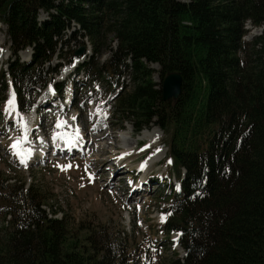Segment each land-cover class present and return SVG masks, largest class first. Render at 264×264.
<instances>
[{
    "label": "trees",
    "instance_id": "trees-1",
    "mask_svg": "<svg viewBox=\"0 0 264 264\" xmlns=\"http://www.w3.org/2000/svg\"><path fill=\"white\" fill-rule=\"evenodd\" d=\"M39 11L51 16L42 27ZM65 20L87 28L94 55L83 70L93 82L113 87L131 77L116 103L121 122L165 133L182 187L162 231L179 234L185 256L161 264H264V33L243 40L248 21L264 25V0H0L11 51H35L29 78L15 67L25 86L40 84L41 68L68 43ZM107 34L117 49L94 64ZM155 64L159 83L148 67ZM169 73L183 86L165 102ZM8 181L0 180V264H133L108 227H80L89 234L83 244L73 240L66 217L46 214L42 189Z\"/></svg>",
    "mask_w": 264,
    "mask_h": 264
},
{
    "label": "rangeland",
    "instance_id": "rangeland-1",
    "mask_svg": "<svg viewBox=\"0 0 264 264\" xmlns=\"http://www.w3.org/2000/svg\"><path fill=\"white\" fill-rule=\"evenodd\" d=\"M47 17V14L41 12L38 19L43 20ZM251 27L249 24L246 26L249 30L244 39L247 42H251L254 36L257 37L260 35L259 29H252ZM253 32H255V34ZM0 37H3L4 40L5 37L7 38V28L3 25H0ZM106 37L105 48L101 55L97 56L93 61L94 64H96L97 61L105 63L109 60L110 50H116L117 42L114 38V34H107ZM1 44L3 51H0V60L3 61V64L0 63V69L3 71L9 58V50L7 48L6 40ZM5 47L7 48L6 50ZM30 56L31 53L29 50L21 51L19 53L20 60L23 62H27L30 59ZM59 59L60 58L58 57L55 60L53 59L49 65L51 71L54 68L60 72L56 78L57 81L61 76L62 71L69 69H62L59 65L63 64L64 67L68 66L70 63L60 61L61 59ZM148 67L150 68V72L153 73L152 81L159 82V68L153 65ZM2 71H0V73ZM79 77H81V79H79ZM88 80L89 79H87L85 75L78 76L75 79L79 89L78 100L80 101L78 109L75 111L80 113V125L87 128L85 131L93 143L90 145L91 150L87 152L88 155L84 157V161H58L57 164L34 166L29 170L19 169L14 166V163L11 160V154L8 153L15 136H13V134L5 136L6 130L4 129V126L10 119L13 124L12 130L17 127V124L14 123L16 122V117L11 116L10 118L9 114H6L5 112L2 113L1 99L5 94L0 91V118L2 119L0 122V180L2 178H7L9 181L6 184H17V186L23 185L25 186V189H28V187L42 189L43 195L45 196L44 204L47 203L46 206L43 207V209H46V214L49 218L58 220H64L66 217V220L68 221V231L73 237V240L77 239L82 244L84 243L85 237L89 234L88 231L84 230L86 226H89L92 230H100L101 227H108L109 235H115V238L119 235L117 238H123V241L119 242L115 239V243L121 245L132 260L134 258L133 264H153V261L154 264H161L164 260L177 259V256L178 258H182L185 255V252L179 244L176 246L175 243L178 240V237L175 232L170 234V240L167 239L165 232H162V227L164 225V211L169 210L172 206L171 200L174 195L173 191H175L176 186H178L177 181L171 179L169 176L172 160H167V149H159L166 141L165 133L156 126H153L151 129H144L138 134L135 133L133 124L122 123L120 119L121 117L116 114L115 105L118 102V98L113 97V93L107 94L108 91H111V89H108V82L105 80L103 85L98 88ZM84 95L86 97H92L88 103V107H90L89 110L85 107ZM48 97V88L44 91H35L34 99L38 101L46 100ZM101 100L106 101L102 106L107 112L106 119L102 116L96 115V110L100 105ZM109 102H111V104H109ZM75 111L71 112L69 116L65 117V119L74 120L73 117L79 115L76 114ZM43 124L45 125L46 133L49 129L47 123ZM91 124H93V126H90ZM49 125H51V123ZM97 127H103V132L99 129L98 130L99 133H106L105 136L111 132L114 133L116 137H114V140L112 141L115 143L117 142L116 153L123 149L119 138H122L123 134H130V136H127L125 139L131 141L130 147L133 148V151L130 153L129 157L123 161L131 160V162L127 161V164L122 162V166H118V169H116V165H113V172H118L111 177L110 173L105 171L110 168L109 162H107V156L109 155L104 156L98 154L96 150H93L95 146V149H97L99 145H108L104 141L93 142L92 139H94L96 136L95 133L98 131ZM92 129H96V131H93ZM146 130H149L148 132L151 133H154L153 130H157V134H159L160 138L157 139L154 146L150 145L149 141L140 140L141 135ZM137 145H139L138 150H136ZM157 145L159 146L155 147ZM149 147L152 148L149 149ZM156 149H159L158 152L164 153L162 161L167 160L166 163L163 162L160 165H151L154 156L153 153ZM97 154L98 161L95 165L94 160L89 159L92 158L91 156L96 157ZM114 156L117 158L124 157V154L121 153V155ZM118 160L119 159L114 160L116 161L115 163H117ZM69 163L72 165L71 168H65L64 170H61V168L57 166L68 165ZM112 163L113 160L110 161V164ZM146 163L148 164L147 173L150 179L161 182V184L160 186L156 185L155 188L153 187L149 195H142L143 192L146 194L151 187V183H149L147 188L145 187L147 182L145 181L144 176L142 181L138 183V186H141V189L138 190V195H136L133 200L131 194H129V190L131 189L129 181L132 179V174L128 172H131L132 170L136 173L137 167H139L140 164L146 166ZM77 165L79 167H77ZM87 165L92 166V168L87 169ZM124 166L126 169H124ZM90 173L96 176L95 180H90L88 178ZM142 174L145 175L146 171ZM124 178L127 179V182L120 181V179ZM14 179H16V182H14ZM110 181L113 184L110 183ZM143 196H146V198H144L146 199L145 201H142ZM139 199L142 203H139ZM136 204H138L140 208L133 210L132 206H135ZM53 212L56 214H53ZM80 227L84 228L80 229Z\"/></svg>",
    "mask_w": 264,
    "mask_h": 264
},
{
    "label": "snow or ice",
    "instance_id": "snow-or-ice-1",
    "mask_svg": "<svg viewBox=\"0 0 264 264\" xmlns=\"http://www.w3.org/2000/svg\"><path fill=\"white\" fill-rule=\"evenodd\" d=\"M0 51H3L0 49ZM99 90V89H98ZM106 103V101L101 100L100 105L97 107L96 110V115L97 116H102L104 119L107 118V112L106 110L103 109V105ZM13 112H15L17 116V124L20 126V136L17 137L13 143L10 145V148L13 150V154L19 159L20 163L23 164L25 167H27V161L31 159V156L33 155V150L29 149L27 152L23 151L21 148L22 143H28V122L25 119V117L22 115L21 110L19 105L16 102L15 98V92H12L10 94V98L6 101V107H5V113L11 115ZM75 119V117H73ZM64 124H66V121H60L58 120L55 128L60 129ZM75 135L76 138H80V130L79 127L75 129ZM67 136V133H56L54 132L52 135L53 141H56L58 139H65ZM158 138V137H157ZM43 143V140H41ZM67 143L71 145L73 143L72 139L68 137ZM70 150V149H69ZM58 167L61 168V170H64L65 168H71V164L69 163L68 165H57ZM77 167H79L77 165ZM87 170V169H86ZM89 179L92 180L94 179V174H89ZM154 264V261H153Z\"/></svg>",
    "mask_w": 264,
    "mask_h": 264
},
{
    "label": "bare ground",
    "instance_id": "bare-ground-1",
    "mask_svg": "<svg viewBox=\"0 0 264 264\" xmlns=\"http://www.w3.org/2000/svg\"><path fill=\"white\" fill-rule=\"evenodd\" d=\"M5 42V40H4V38L3 37H0V49H2V44L1 43H4ZM28 124H31V122H29L28 121ZM66 127H68L69 125H68V123L66 122ZM64 126V125H63ZM98 129L99 130H101L102 132H103V128L102 127H98ZM97 129V130H98ZM99 130L95 133L96 134V136L94 137V139H92L93 140V142H97V141H104V142H106L108 145L107 146H103V145H99L98 146V148L97 149H95L96 148V146L93 148V150L95 151H97V153L98 154H101V155H104V156H107V155H109V156H107V162H109V166H111V168H112V166L113 165H116L117 166V168L116 169H118V166L119 167H121L119 164L122 162V161H117V163H115L116 161H114V160H117V159H126V158H128L129 157V155H130V153L133 151V148L132 147H130L131 145H130V142L131 141H129L128 139H125L127 136H130V134H123L122 135V138H119L120 139V142H121V145L123 146V149H121L122 151H120V152H118V153H116L117 151H116V146H117V142L115 143V142H113L112 140H114V137H116L115 135H114V133L113 132H111V133H109V134H107V136H105V134L106 133H99ZM149 131V130H148ZM147 130L146 131H144L143 132V134L141 135V138H140V140H142V141H149L150 142V145H152V146H154L155 144H156V142H157V139H159L160 137H159V134H157V130H153V132L154 133H151V132H148ZM130 133V132H129ZM156 133V134H155ZM158 137V138H157ZM93 144V143H92ZM132 144H134V143H132ZM156 147V146H155ZM96 153V152H95ZM121 153H123L124 154V157H115L114 155H119V154H121ZM98 154L96 155V157L95 156H91L92 158L91 159H89V160H94V164L96 165V163H97V161H98ZM95 157V158H94ZM115 157V158H114ZM163 157H164V153H161V152H158V153H156V154H154V156H153V158H152V161H151V165H155L157 162H159L160 160H162L163 159ZM113 160V163L112 164H110V161H112ZM125 167V166H124ZM123 167V168H124ZM106 168H108V167H106ZM110 169V168H109ZM124 169H126V167L124 168ZM112 170H114L113 168H112ZM146 170H144L143 172H145ZM110 183H112L111 181H110ZM113 184V183H112ZM144 189V188H143ZM145 190H147V189H145Z\"/></svg>",
    "mask_w": 264,
    "mask_h": 264
},
{
    "label": "water",
    "instance_id": "water-1",
    "mask_svg": "<svg viewBox=\"0 0 264 264\" xmlns=\"http://www.w3.org/2000/svg\"><path fill=\"white\" fill-rule=\"evenodd\" d=\"M86 52V47H81L76 52V56H82ZM183 78L178 73H169L163 83L162 92L164 101L178 99L182 93Z\"/></svg>",
    "mask_w": 264,
    "mask_h": 264
}]
</instances>
